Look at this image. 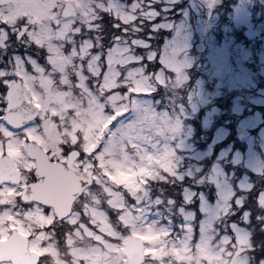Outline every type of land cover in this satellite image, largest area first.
Here are the masks:
<instances>
[{
  "label": "rangeland",
  "instance_id": "1",
  "mask_svg": "<svg viewBox=\"0 0 264 264\" xmlns=\"http://www.w3.org/2000/svg\"><path fill=\"white\" fill-rule=\"evenodd\" d=\"M61 1L73 3L77 15L53 27L58 0H0V46L6 50L17 21H26L27 44L36 43L35 55L42 57L38 64L19 56L12 67L28 97L46 114L43 106L64 92L70 113L63 120L79 116L78 127L101 133V161L117 179L119 226L103 223L102 232L86 234L95 245L86 247L85 264H125L126 233L145 237L146 253L158 264H264V121L257 111L238 122L218 115L231 91L236 117L240 100L263 106L264 92L257 89L254 97L255 76L245 67L251 45L235 44L231 36L216 46L205 43L212 39L211 10L221 0ZM229 1L232 26L223 29L231 35L242 26L253 29V0ZM99 10L130 24L128 42L95 44L94 26L73 36ZM141 10L149 21L146 40L138 38L140 22L131 24ZM236 122V133L245 132L243 150L216 148L229 134L220 127Z\"/></svg>",
  "mask_w": 264,
  "mask_h": 264
},
{
  "label": "flooded vegetation",
  "instance_id": "2",
  "mask_svg": "<svg viewBox=\"0 0 264 264\" xmlns=\"http://www.w3.org/2000/svg\"><path fill=\"white\" fill-rule=\"evenodd\" d=\"M22 26L29 31V25L19 20L11 33ZM253 30L258 37L252 40L251 68L257 89L264 92V18L253 22ZM4 43L6 50L0 46V241L13 233L24 236L31 264H85L86 247L95 245L86 234L102 232L103 223L116 227L117 179L114 170L101 161V133L96 127L91 131L78 127L79 116L63 120L70 113L67 101L64 106L50 101L49 108L43 106L44 114L41 105L28 97L12 67L19 56L35 58L36 52H20L35 44H27V36L18 39L13 35ZM17 80L25 102L34 105L38 115L23 125L10 126L6 123L7 92ZM261 97L264 100V94ZM21 103L14 94V121L31 114L32 106ZM109 240L115 241L111 236Z\"/></svg>",
  "mask_w": 264,
  "mask_h": 264
},
{
  "label": "trees",
  "instance_id": "3",
  "mask_svg": "<svg viewBox=\"0 0 264 264\" xmlns=\"http://www.w3.org/2000/svg\"><path fill=\"white\" fill-rule=\"evenodd\" d=\"M124 1V0H122ZM231 3L229 0H222V2L220 4H218L217 6H215L214 10H212V13H211V17L212 19H215V17L217 18L216 20L213 21V25L211 26L210 30L208 31V36H212L211 40L210 39H207L205 43H208L210 44L211 42L215 44H220L224 38H226V36H231V33L228 34L225 29H223V26H225L226 28L228 26H232V21L230 18H228V14L229 12L232 10L231 8ZM250 10H251V14L252 16H254L255 14H257L259 8L256 6V5H252L250 6ZM142 10L140 11L141 14L138 15V17L133 21V23L131 24H135V25H138V23L140 22L139 24V27H140V31L138 32L139 33V37L140 38H143V39H146L145 38V26H147L149 24V21H146V19L144 18L143 14H142ZM100 15L98 17H96L94 19V22L95 21H101L102 24L99 26V28L97 29V31H95V29L93 28V30L91 31L92 34L94 36H109L111 34L114 33V29H113V26L114 25L113 23L114 22H117V25L118 27L116 28V35H125V37H128L130 36V24H123V23H120L118 20L114 19L110 14H106V13H101L99 12ZM232 15V13H231ZM159 20V18H158ZM90 31V29H88ZM240 30H241V27H240ZM225 31V32H224ZM78 34H85L84 32V26H81L80 28V33ZM73 36H75L77 38V34L75 33ZM232 38H234V42L236 44V42H239L241 41V39H243L240 31L236 34V35H232ZM69 46V44H67L63 49L65 50V48ZM235 46V45H234ZM206 48H207V45H206ZM252 51V49H251ZM220 109L221 110H224L223 109V105L220 106ZM229 111V109H228ZM221 116V113L219 114ZM211 130L213 132H215L217 130V127L216 126H213L211 128ZM231 137H227L225 138L222 142H220L219 144L216 145V148H221V147H226L229 145L230 141H231ZM235 145H236V142H233ZM237 147V145H236ZM235 150V146L232 147V151ZM251 200V198L249 199V201Z\"/></svg>",
  "mask_w": 264,
  "mask_h": 264
},
{
  "label": "water",
  "instance_id": "4",
  "mask_svg": "<svg viewBox=\"0 0 264 264\" xmlns=\"http://www.w3.org/2000/svg\"><path fill=\"white\" fill-rule=\"evenodd\" d=\"M75 15V9L72 6L71 3H63L61 12H60V16L62 18H66V17H70V16H74ZM52 22L54 25H57V20L56 19H52ZM25 28L22 27L20 32L18 33V37L21 36L24 32ZM244 35L248 38H253L256 36V33L253 31H249L246 30L244 32ZM16 87V88H15ZM17 90L19 91V88L16 86H12L11 90L8 92V100H9V109H8V113H7V118L9 119L7 122L9 124L12 123V117H11V112H12V99L13 96L12 91ZM21 96V93L20 95ZM22 98V96H21ZM63 100V95H57L55 97V101L57 103H61V101ZM33 115V114H32ZM31 118V116L29 117V119ZM26 120L28 118H22L21 120ZM23 123V122H21ZM19 240H21V242H23V239H21V236H14L12 237L7 243H3L0 244V261L2 260H9L12 262V264H26L25 262H22L21 259V253L20 254H14V255H7L5 256V254H8L7 252L9 251L8 248L14 243V242H18ZM25 247H23L24 249ZM21 252H23L21 250ZM122 254L127 258V264H139L142 262L143 260V256H142V241L138 238H127L124 242V249L122 250Z\"/></svg>",
  "mask_w": 264,
  "mask_h": 264
}]
</instances>
